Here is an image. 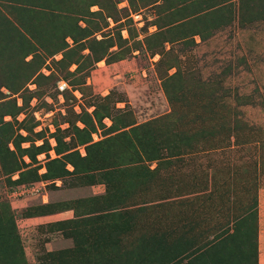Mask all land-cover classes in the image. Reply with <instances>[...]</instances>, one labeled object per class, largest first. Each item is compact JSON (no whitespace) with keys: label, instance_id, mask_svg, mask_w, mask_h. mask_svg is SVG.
<instances>
[{"label":"rangeland","instance_id":"1","mask_svg":"<svg viewBox=\"0 0 264 264\" xmlns=\"http://www.w3.org/2000/svg\"><path fill=\"white\" fill-rule=\"evenodd\" d=\"M253 244L264 264V0H0V264Z\"/></svg>","mask_w":264,"mask_h":264},{"label":"trees","instance_id":"2","mask_svg":"<svg viewBox=\"0 0 264 264\" xmlns=\"http://www.w3.org/2000/svg\"><path fill=\"white\" fill-rule=\"evenodd\" d=\"M251 248H252L251 250H252V253H253V257L250 256L251 255L250 251L248 252V249L245 248L244 250H242L240 252V256L241 257H239L238 260H235V259L232 260L231 264H256L254 244H253V246H251ZM16 258H18V256Z\"/></svg>","mask_w":264,"mask_h":264}]
</instances>
